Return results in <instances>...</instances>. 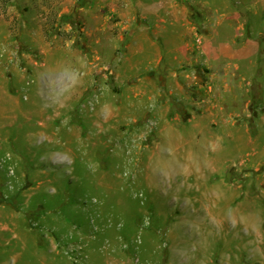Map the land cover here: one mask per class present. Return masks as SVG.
I'll return each instance as SVG.
<instances>
[{"label":"rangeland","instance_id":"obj_1","mask_svg":"<svg viewBox=\"0 0 264 264\" xmlns=\"http://www.w3.org/2000/svg\"><path fill=\"white\" fill-rule=\"evenodd\" d=\"M262 6L0 0V264H264Z\"/></svg>","mask_w":264,"mask_h":264},{"label":"crops","instance_id":"obj_2","mask_svg":"<svg viewBox=\"0 0 264 264\" xmlns=\"http://www.w3.org/2000/svg\"><path fill=\"white\" fill-rule=\"evenodd\" d=\"M260 1H261V9H262L263 8L262 3L264 4V2L262 0H260ZM220 2H222V4L225 3L226 4V7H228V3L227 2H225V1H220ZM245 8H248L249 10L251 9V8H249L248 5L247 6H244V7H240L238 10H236L235 8H230L228 10V14L226 15L225 18H223L221 20L218 19L216 21L215 20L213 21L216 28H213V27H211V28L216 29V32L211 31L212 34H213V37L212 38H208L209 35H211V33L210 32H207L205 34V38L208 39L207 41H210V39L213 40V41H215V42L211 43L213 45V47H214V50L211 49V47L209 46V44L206 42V44L203 45L204 48H203L202 51H200V52L199 51H196L195 53L188 52L189 49H193L194 50V48H196V40L194 39V36L192 34H189V36L190 35L193 36V39L194 40L192 42H190L189 39H185V41L187 43H186V45H184L182 47V53H183L182 54L183 55L182 57L183 58L174 57L172 59L173 61L171 60L172 63H175V64L178 63L180 67H178V66L177 67L176 66L175 67H171V65H169V63H167L166 64V66H168L167 68L170 69V70H172V71H177L178 68L179 69L181 68V71H185L187 68H185L184 66H185L186 63H188L190 65L192 64V66H198L197 68L199 70H202V67L199 65V64H201V60H203V62L205 61L206 63L208 62V64L213 63V61L215 59H217L220 56H222L221 51H218L217 48H222L223 49V48L226 47V46H224L222 44V42H218V41H221L223 39L232 40V38H233V35L230 34V32L224 34L226 32V28H228V30H229V29H231V26L223 27V25L226 24V23L229 24V23H231L232 20H235V19H236V21L240 20V18H242V16H243L240 13H241V11H244ZM200 22L201 23H204V24H207V22L212 23L211 21H205V20H200ZM186 24H190V22H187L186 21ZM190 29H191V26H190ZM197 39L200 40L199 38H197ZM247 40H248V38H247ZM260 43H261V41H260ZM249 44L250 43H245L243 45V47L249 46ZM228 46H229L228 47V49H229L231 45H228ZM253 46H257V44L256 43H253ZM230 56H231V54H230ZM191 124H193L194 126H197V125L199 127L201 126V124H199V122H196V121L194 123H191ZM207 126L209 127V124H207Z\"/></svg>","mask_w":264,"mask_h":264},{"label":"bare ground","instance_id":"obj_3","mask_svg":"<svg viewBox=\"0 0 264 264\" xmlns=\"http://www.w3.org/2000/svg\"><path fill=\"white\" fill-rule=\"evenodd\" d=\"M50 68H51V66H50ZM40 90V89H39ZM43 93V92H42ZM29 116V115H28ZM16 253V252H15Z\"/></svg>","mask_w":264,"mask_h":264}]
</instances>
